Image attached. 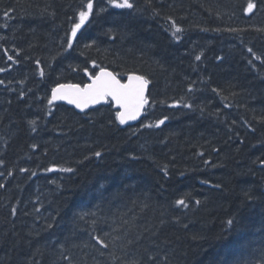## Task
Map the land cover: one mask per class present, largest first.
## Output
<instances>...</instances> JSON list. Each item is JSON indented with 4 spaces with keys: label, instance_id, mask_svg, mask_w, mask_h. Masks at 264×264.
Returning a JSON list of instances; mask_svg holds the SVG:
<instances>
[{
    "label": "trees",
    "instance_id": "trees-1",
    "mask_svg": "<svg viewBox=\"0 0 264 264\" xmlns=\"http://www.w3.org/2000/svg\"><path fill=\"white\" fill-rule=\"evenodd\" d=\"M86 2L0 0V264H264V0H93L69 48ZM93 62L149 80L138 124L48 104Z\"/></svg>",
    "mask_w": 264,
    "mask_h": 264
},
{
    "label": "snow or ice",
    "instance_id": "snow-or-ice-1",
    "mask_svg": "<svg viewBox=\"0 0 264 264\" xmlns=\"http://www.w3.org/2000/svg\"><path fill=\"white\" fill-rule=\"evenodd\" d=\"M107 4L114 9H128V10H136V6L132 2V0H106ZM255 5L253 3H248L247 8L245 9L246 14L252 12ZM101 12L104 9L100 10ZM94 14V3L93 0H87L85 4H83L81 10L77 15V22L73 23L71 28L67 44L68 47H72L73 39L77 37L78 32L85 25V23L89 20L90 16ZM5 18L9 16V13H5ZM172 35L176 37L177 33H180L182 29L178 27L175 23L172 24ZM231 31H237L236 29H231ZM86 48L92 47V44H86ZM251 52L252 50L249 49ZM5 55L8 60L15 63L16 61L13 59L11 55L5 51ZM19 55V53H17ZM197 61L201 60V56L197 55L195 57ZM253 60L260 59L255 54L252 56ZM39 65V61L37 62ZM93 68H99L98 71L94 73H90L88 69H85L84 75L87 76L90 83H84L82 86L73 83H59L56 87L51 90V98L48 100V104L51 105L54 101L63 100L66 101L69 105H74L75 108L83 111L90 105L99 104L102 101L107 102L109 99L112 101L116 111H115V121L120 125H125L129 121H135L142 113V110L149 103L145 97V89L149 84V80L146 79L142 75H136L129 73L127 75V80L122 81L119 76L120 74H113V72L106 71L105 68L100 67L95 62H93ZM0 71H4V69H0ZM40 75L43 76V71L40 72ZM3 81H0L2 84ZM189 91H192L190 88ZM213 92H216L217 89L213 88ZM177 105H170V107H175ZM184 108H191L192 105L188 103L183 104ZM225 107H229L228 104H225ZM51 111V110H49ZM167 117L157 121L155 124H146L144 127L151 128L156 127L159 128L161 125L165 123ZM30 124L34 125L35 121H30ZM35 131V128H33ZM95 155L99 157L101 155L100 152H96ZM2 163V162H0ZM207 163V161H206ZM21 172H25L26 169L21 168ZM47 171H54L53 168L47 169ZM59 171L62 172H72L73 169L61 168ZM33 176L36 175L35 172L32 173ZM8 176H12V172H8ZM4 185L0 184V188H3ZM218 187V185H217ZM178 206H183L185 208L188 205L185 203L183 199L178 200ZM199 204V201H197ZM39 211V209H37ZM15 213V209H13V214ZM229 225L234 223L233 220L228 221ZM48 227H52L51 224ZM96 243L100 244V246L107 247V245L100 239H96Z\"/></svg>",
    "mask_w": 264,
    "mask_h": 264
},
{
    "label": "water",
    "instance_id": "water-1",
    "mask_svg": "<svg viewBox=\"0 0 264 264\" xmlns=\"http://www.w3.org/2000/svg\"><path fill=\"white\" fill-rule=\"evenodd\" d=\"M146 91H147V88L145 89V96H146ZM57 101H59V100H57ZM57 101H55V102H57ZM63 101V100H62ZM64 103H67L66 101H63ZM102 103H104V101H102L101 103H99V104H95V105H90L89 107H87L86 109H84L83 111H81L80 109H77L76 108V110L78 111V112H84V111H86L87 109H91V107H95V106H97V105H101ZM69 105V104H68ZM70 106H74V105H70ZM75 107V106H74ZM142 112H143V110H142ZM141 117H142V113H141V115L135 120V121H129L128 123H126L125 125H133V124H136V123H138L139 121H140V119H141Z\"/></svg>",
    "mask_w": 264,
    "mask_h": 264
},
{
    "label": "bare ground",
    "instance_id": "bare-ground-1",
    "mask_svg": "<svg viewBox=\"0 0 264 264\" xmlns=\"http://www.w3.org/2000/svg\"><path fill=\"white\" fill-rule=\"evenodd\" d=\"M93 109H95V107H91V110H93ZM142 118H143V116L141 117L140 121L142 120ZM140 121H139V122H140Z\"/></svg>",
    "mask_w": 264,
    "mask_h": 264
}]
</instances>
